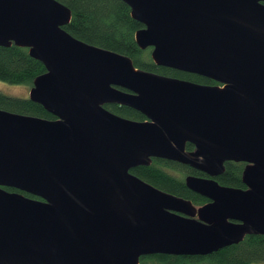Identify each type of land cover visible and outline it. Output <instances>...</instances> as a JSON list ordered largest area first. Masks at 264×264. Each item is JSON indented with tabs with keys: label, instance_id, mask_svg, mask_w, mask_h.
<instances>
[{
	"label": "water",
	"instance_id": "water-1",
	"mask_svg": "<svg viewBox=\"0 0 264 264\" xmlns=\"http://www.w3.org/2000/svg\"><path fill=\"white\" fill-rule=\"evenodd\" d=\"M119 1L155 66L222 88L145 72L73 38L56 0H0V47L43 65L28 100L55 118L0 109V264H140L264 236V0ZM153 159L209 176L185 179L209 203L196 208L130 173ZM226 161L247 164V190L213 180Z\"/></svg>",
	"mask_w": 264,
	"mask_h": 264
},
{
	"label": "trees",
	"instance_id": "trees-1",
	"mask_svg": "<svg viewBox=\"0 0 264 264\" xmlns=\"http://www.w3.org/2000/svg\"><path fill=\"white\" fill-rule=\"evenodd\" d=\"M71 12V21L63 29L73 38L132 60L134 66L148 73L190 82L204 79L171 69L155 66L150 59L151 49L141 51L134 42V34L142 26L131 19L129 8L119 0H56ZM45 73L43 65L30 58L27 50L11 46L0 47V81L10 85L32 87L33 80ZM0 109L11 113L53 121L54 117L28 99L10 98L0 94ZM108 110L120 117L141 121L143 117L126 107H109ZM189 151L191 146L187 145ZM171 171V172H170ZM189 169L166 161H156L148 167H137L131 173L155 188L191 201L203 204L204 199L190 193L183 178L177 173H189ZM221 185L238 188L233 179H219ZM8 192L15 190L5 189ZM25 197L31 196L24 194ZM259 264L264 263V236H247L238 245H233L204 257L146 256L140 264Z\"/></svg>",
	"mask_w": 264,
	"mask_h": 264
},
{
	"label": "flooded vegetation",
	"instance_id": "flooded-vegetation-1",
	"mask_svg": "<svg viewBox=\"0 0 264 264\" xmlns=\"http://www.w3.org/2000/svg\"><path fill=\"white\" fill-rule=\"evenodd\" d=\"M264 3V2H263ZM189 75H192V74H189ZM192 76H195V77H199V76H196V75H192ZM199 78H202V79H204V81L203 82H191V83H194V84H197V85H203V86H208V87H220V88H222V85L221 84H218V83H216V82H214V81H212V80H209V79H206V78H203V77H199ZM190 82V81H189ZM30 89V88H29ZM112 106H116V105H105L104 106V109L105 110H107L108 112H110L109 110H108V108L109 107H112ZM116 107H121V106H116ZM129 109V108H128ZM110 113H112V112H110ZM112 114H114V113H112ZM114 115H116V114H114ZM116 116H118V115H116ZM142 116V115H141ZM120 117V116H119ZM143 117V116H142ZM123 118V117H122ZM125 119H127V118H125ZM54 120H55V118H54ZM129 120V119H128ZM145 120V118L143 117V119L141 120V121H144ZM131 121H133V120H131ZM140 122V121H139ZM187 145H189V144H187ZM187 145H186V147H187ZM189 146H191V145H189ZM192 147V146H191ZM187 150V149H186ZM188 151V150H187ZM189 151H193V147H192V149L191 150H189ZM154 160H156V161H159L158 159H153L152 160V163H153V161ZM151 163V164H152ZM169 163H171V162H169ZM173 164H176V163H173ZM176 165H178V166H180V167H185V168H188L189 169V173H185V174H183V173H177L176 174V176L178 177V178H183V181H184V185H185V179L187 178V177H194V178H200V179H207V180H209V179H211L209 176H207V175H205V174H203V173H201V172H199V171H196V170H193V169H191V168H189V167H186V166H182V165H179V164H176ZM246 166H247V164H245V163H242V162H233V161H226V162H224V164H223V168H224V170H223V172H222V174H220V175H218V176H216V177H214L213 178V180L215 181V182H217L220 186H223V187H225V188H233V189H240V190H247V188L242 184V173H243V171L245 170V168H246ZM130 173H131V171H130ZM132 174V173H131ZM132 175H134V174H132ZM135 176V175H134ZM137 177V176H136ZM139 178V177H138ZM224 179V178H226V179H233V180H236L237 182H239V184H238V188H234V187H231L230 185H227L226 184V186H224V185H221L220 183H219V179L221 180V179ZM142 180V179H141ZM142 181H144V180H142ZM144 182H146V181H144ZM146 183H148V182H146ZM149 184V183H148ZM151 185V184H150ZM185 188H186V186H185ZM187 189V188H186ZM5 190V189H4ZM12 190V189H11ZM188 190V189H187ZM189 191V190H188ZM190 193H192L191 191H189ZM193 195H196V194H194V193H192ZM196 196H198V195H196ZM198 197H200V196H198ZM200 198H202V197H200ZM202 199H204V203L203 204H200V205H198V204H196V205H194L191 201V203H192V205H194L196 208H200V207H202V206H204V205H206V204H208L209 203V201L207 200V199H205V198H202Z\"/></svg>",
	"mask_w": 264,
	"mask_h": 264
},
{
	"label": "rangeland",
	"instance_id": "rangeland-1",
	"mask_svg": "<svg viewBox=\"0 0 264 264\" xmlns=\"http://www.w3.org/2000/svg\"><path fill=\"white\" fill-rule=\"evenodd\" d=\"M0 94L10 98L28 99L29 87L27 85H10L8 83L0 81ZM146 264H155V263L148 262Z\"/></svg>",
	"mask_w": 264,
	"mask_h": 264
}]
</instances>
